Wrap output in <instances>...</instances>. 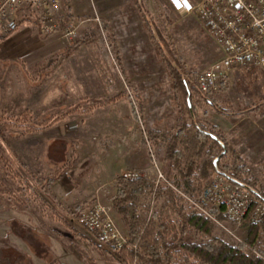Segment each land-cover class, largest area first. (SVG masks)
Returning <instances> with one entry per match:
<instances>
[{
	"label": "rangeland",
	"instance_id": "rangeland-1",
	"mask_svg": "<svg viewBox=\"0 0 264 264\" xmlns=\"http://www.w3.org/2000/svg\"><path fill=\"white\" fill-rule=\"evenodd\" d=\"M67 2L68 0H61L65 14L63 18L68 17ZM92 2L95 8L90 10L88 15L76 18L70 15L69 21L65 24L73 25L75 30L70 43L66 40V46L82 38L89 39V42L71 53L72 55L69 54L70 56L66 57L61 66L48 77L44 74L50 71L51 65L46 62L30 72L26 70L19 75L20 98L24 95L27 99V102H24L26 108L21 106L13 111V114L9 113L10 110L5 113L3 111L6 108L0 103V137L10 148L14 141L27 130L45 129L54 124L60 116L67 121H76L77 126L74 130L81 139L77 173L82 176L89 175L87 180L100 181L99 183L105 179V189L108 188L106 190L108 193L112 180L108 175L99 172V168L107 163V149L111 140L122 143L129 138V135L142 133L143 127L150 126L164 130L173 126L177 111L175 94L182 105L187 106V97L183 92L173 90L166 64L146 31L137 6L144 9L148 17L153 20L151 33L156 41L159 43L164 38L167 43H170L167 46L159 43L162 45L164 56L176 67L172 53L180 59L186 69L185 78L189 79L192 85L195 84L197 72L217 59L219 52L202 30L196 17L191 13L176 11L169 0H138V5L135 0H92ZM104 23L109 27L117 45L118 59L115 57L111 40L101 27ZM63 50L49 58H53L54 61ZM122 69L127 77L122 75ZM11 77L14 78V76ZM123 91L132 95L137 94L143 101L142 124H138L133 118L131 105L125 97L117 99L114 103H103V100ZM211 97L213 104L222 109L249 112L252 106L264 100V67H240L232 70L227 86L212 93ZM189 98L193 107L197 99L195 95L193 98L190 95ZM200 106L199 121L211 126L209 119L215 118V115L219 113L215 111L214 106L204 102H201ZM260 110L261 108H257L256 114ZM76 146L72 145L71 149ZM72 154L76 158L75 150ZM153 155L155 166L151 161L148 176L154 184L157 179V169L162 170L163 167V151L154 152ZM69 158L63 164L65 169L73 166L75 159L72 155ZM10 162V157L0 144V201L2 203L0 214L7 217L6 232L12 230L13 224H18L16 227L18 233L15 232V234L19 238L16 240L13 235L4 237L5 244H1L0 247L8 246L13 242L21 247L19 249L24 251L27 257H22L16 264H25V261L32 264L28 254L31 260L35 258L20 241H23L32 251H40V255L45 256L49 261L48 264L119 263L114 257L95 246L87 237L76 233L69 225L55 218L40 196L32 190L25 189V184L14 176L9 166ZM30 172L32 173V170ZM69 174L71 173L68 172ZM33 175L39 177L37 173L33 172ZM210 178L211 176L203 183ZM106 198H109V195ZM110 206L112 208L111 204ZM156 206L157 204L153 202L151 207L155 210ZM62 208L68 211L70 216V209L64 206ZM217 220L225 226H231L225 219ZM116 223L122 228L117 220ZM25 225L35 229L36 231L32 232L34 237L42 242V236L37 235V230L58 239V243L64 250L63 257L61 256L58 260L57 253L50 255L49 249L47 250L44 245H34V241L26 232L21 234ZM213 234L230 244L239 243L237 239L225 233L219 225L215 224ZM23 236H27L31 242L22 238ZM236 237L243 239L242 227L238 230ZM186 239L187 242L195 243L201 240L192 230H189ZM52 257L55 259L53 260Z\"/></svg>",
	"mask_w": 264,
	"mask_h": 264
},
{
	"label": "trees",
	"instance_id": "trees-1",
	"mask_svg": "<svg viewBox=\"0 0 264 264\" xmlns=\"http://www.w3.org/2000/svg\"><path fill=\"white\" fill-rule=\"evenodd\" d=\"M135 3L138 5V0H135ZM137 9L158 54L166 64V71L173 90L175 92L181 90L184 96H187L188 88L191 98L195 95L197 102L193 103L192 113H190L187 106H183L175 94L174 98L177 103L175 124L164 130L150 126L143 127L140 142L148 147L150 155L160 150L163 151L161 173L166 181L159 179L154 186L145 177L135 180L118 177L114 202L129 227L131 242L116 251L114 258L120 264H133V262L143 264L141 254L146 252L151 257L153 264H170L175 259H178L179 264H264V215L258 224H254L247 214L242 224L244 237L237 245H233L215 236L213 234L214 220L200 213L184 199V195L193 197L200 192L203 182L216 172L213 161L218 158L217 171L221 175L229 182H238L249 187L257 194L254 195L258 199L262 198L263 200H260L264 201V189L258 179L253 177L246 162L227 143L216 126L204 124L199 121L198 117L201 102L214 106L215 111L221 115L227 116L241 112L225 110L214 105L211 92L200 96L195 84L192 85L191 81L185 78L186 69L180 59L172 53L171 56L176 62V67L164 56L162 45L159 43H163V46L170 45V43H167L164 38L159 43L156 41L151 33L153 20L139 5ZM67 16V18H60L59 30L69 21L68 12ZM101 27L111 40L117 58L118 48L109 27L106 23L101 24ZM88 42L89 39L84 38L76 40L66 46L54 61L53 58H49L46 63L51 65L50 71L45 72L44 76L48 77L69 54L76 52ZM121 73L126 76L123 69ZM121 97H125L129 101L133 118L138 124H142L144 107L143 101L137 94L132 95L123 91L103 100V103L109 104ZM257 108H261L258 115L264 113V100L252 106L249 111L255 112ZM62 118L63 116H60L57 119ZM211 135H215L224 146L221 147ZM0 139L3 142L1 137ZM5 145L13 159L16 158L9 146ZM222 151L224 152L220 154ZM9 166L14 176L25 184V189L32 190L40 198L45 195L42 199L48 203V209L52 215L66 223L51 208L52 205L59 206L60 210L69 215V212L65 211L49 192V185L55 180L56 174L49 177L34 176L18 160L16 162L11 160ZM37 189H40L41 193H37L35 191ZM46 196L48 199L50 198L51 203L46 199ZM152 199L156 204L160 203L157 210H153L151 207ZM82 207L77 206L75 210H80ZM148 213L151 214L147 217ZM211 215L216 220L224 219L219 211H214ZM188 229H193L194 233L201 238L198 243L186 241L185 236ZM132 245H135L136 248L134 249ZM159 248H161V252H158Z\"/></svg>",
	"mask_w": 264,
	"mask_h": 264
},
{
	"label": "crops",
	"instance_id": "crops-1",
	"mask_svg": "<svg viewBox=\"0 0 264 264\" xmlns=\"http://www.w3.org/2000/svg\"><path fill=\"white\" fill-rule=\"evenodd\" d=\"M66 7V11L73 18L88 15V12L95 8L92 0H68ZM65 46L66 39L59 31L46 38H41L36 25L30 21L20 23L15 31L0 40V103L7 110L3 112L6 113L10 110L9 113L13 114V111L18 110L21 106L26 108L24 102H27V99L24 95L20 98L19 75H22L24 70L30 72L47 62L50 56L65 49ZM116 100L111 102L114 103ZM209 121L218 128L227 143L246 162L253 177L258 179L264 189V181H262L264 180V113L258 115L256 112L245 111L227 116L216 114L215 118H211ZM76 126V121L60 119L45 129L23 133L10 148L16 155V159L21 161L26 168L28 167V170H32V173L39 174V177L56 174L55 180L49 185V192L61 207L64 206L72 212L77 206L89 204L95 198H99L103 203L112 205L113 215L117 222L122 229L130 234L129 227L114 202L117 179L126 168L148 172L151 169L150 151L147 146L141 144V133L129 135V138L122 143L112 139L107 149V163L99 168V172L108 175L112 180V186L107 193L105 179L99 183L100 181L87 180L89 175L82 176L77 173L80 162L78 149L81 139L74 130ZM72 145L77 146L71 149ZM73 150L76 151V158L72 154ZM70 155L75 159L73 166L65 169L63 164L70 159ZM68 172L71 174L68 175ZM107 195L109 198H106ZM0 204H2L1 201ZM159 205L160 203H157L156 210ZM150 214L148 213L147 217ZM5 220L7 217L0 214V238L14 234L12 230L6 232ZM25 228H27L26 225ZM31 229L32 232L35 230ZM189 230L193 231V229H188L187 233ZM36 233L43 237H41L43 245L47 250L49 249L50 255L57 253V259L60 260L64 250L58 243L59 240L38 230ZM15 239L19 240L17 237ZM158 252H161V248L158 249ZM32 253L35 256L33 260L28 254L32 264H48L49 261L45 256L40 255V251ZM106 253L112 256L109 252ZM52 259L54 260L55 257ZM177 260H173L170 264H179ZM116 262L118 263L117 260ZM141 262L153 264L151 257L146 252L141 254Z\"/></svg>",
	"mask_w": 264,
	"mask_h": 264
},
{
	"label": "built area",
	"instance_id": "built-area-1",
	"mask_svg": "<svg viewBox=\"0 0 264 264\" xmlns=\"http://www.w3.org/2000/svg\"><path fill=\"white\" fill-rule=\"evenodd\" d=\"M178 12L191 13L202 30L216 46L219 56L209 66L197 72L195 86L200 94L224 89L232 70L240 67H264V0H169ZM65 17L61 0H0V40L15 31L24 21L33 22L41 38L56 31L70 43L75 35L73 25L60 28V18ZM155 166L153 153L150 156ZM156 182L165 180L157 169ZM128 180L145 177L148 172L126 168L120 176ZM184 199L205 216L211 217L225 233L238 239L247 214L252 223L258 224L264 215V201L258 199L247 187L229 182L215 172L203 183L198 194ZM151 204H153V199ZM219 211L230 227L212 217ZM74 221L92 233L112 250L119 251L131 242L130 234L120 228L112 208L99 198L70 212ZM135 249L136 246L132 245ZM135 264V262H133Z\"/></svg>",
	"mask_w": 264,
	"mask_h": 264
},
{
	"label": "water",
	"instance_id": "water-1",
	"mask_svg": "<svg viewBox=\"0 0 264 264\" xmlns=\"http://www.w3.org/2000/svg\"><path fill=\"white\" fill-rule=\"evenodd\" d=\"M187 106L189 108L190 113H192V105L189 101V97H190V92L189 89L187 88ZM211 137L213 139H215L220 145L221 147L224 146V144L215 136V135H211ZM0 144L2 145V147L4 148V151L8 154V156L11 158V160L14 162H16V158L13 159V157L11 156V153L9 151L8 148H6V145L2 142V140L0 139ZM224 151H222L220 154H222ZM217 159L215 158L213 161V165L214 168L217 171ZM219 173V172H218ZM235 184L241 185V186H245L242 185L238 182H236ZM247 187V186H245ZM249 188V187H247ZM250 189V188H249ZM255 195H257L252 189H250ZM262 199V198H260ZM263 200V199H262ZM52 209H54L57 214H59L64 221L66 222L67 225H69L71 228H73V230L82 235L87 237L88 240H90L95 246L101 248L102 250L109 252L112 256H115L116 251L112 250L107 244L100 242L92 233L86 231L85 229H83L82 227H80L75 221L74 219L69 216L68 214H66L64 211L60 210L59 206H51ZM24 233L26 232V234L29 236L30 239H32L34 241V245H42L43 246V242L41 240H39L38 238H35L31 228L27 227L25 229L22 230ZM22 238H24L25 240L29 241L27 236H23ZM31 242V241H29ZM33 245V246H34ZM35 248V246H34ZM45 249V248H44ZM22 257H27L25 252L22 251L21 249L18 248L17 245H15L14 243H10L8 246H1L0 247V262H2V264H16Z\"/></svg>",
	"mask_w": 264,
	"mask_h": 264
},
{
	"label": "flooded vegetation",
	"instance_id": "flooded-vegetation-1",
	"mask_svg": "<svg viewBox=\"0 0 264 264\" xmlns=\"http://www.w3.org/2000/svg\"><path fill=\"white\" fill-rule=\"evenodd\" d=\"M30 190V189H29ZM37 193H41V191H40V189H37V190H35ZM43 195V194H42ZM44 196L45 195H43V196H41V200H42V202L46 205V207L47 208H49V206H48V203H46L43 199H44ZM43 198V199H42ZM46 199L47 200H49L48 198H47V196H46ZM49 203H51V201L49 200ZM13 220V219H12ZM15 220V219H14ZM14 226L13 227H11L12 228V231L14 232V234H15V232H17L16 231V227L18 226V224H13ZM20 232V231H19ZM18 233V232H17ZM13 234V235H14ZM21 234H24V232L23 231H21ZM15 236V235H14ZM15 237H17V236H15ZM18 238V237H17ZM19 239V238H18ZM22 244H24L26 247H27V249L30 251V252H33L30 248H29V246H27L23 241H20ZM1 244H5V238H0V245ZM32 254V253H31ZM26 263L25 264H30V262H28V261H25ZM0 264H2V262H0Z\"/></svg>",
	"mask_w": 264,
	"mask_h": 264
}]
</instances>
